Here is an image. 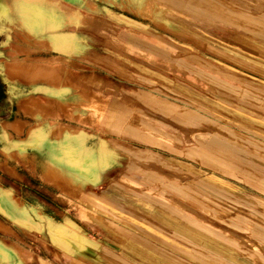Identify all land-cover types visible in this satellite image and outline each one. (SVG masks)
Returning a JSON list of instances; mask_svg holds the SVG:
<instances>
[{
    "label": "rangeland",
    "instance_id": "1",
    "mask_svg": "<svg viewBox=\"0 0 264 264\" xmlns=\"http://www.w3.org/2000/svg\"><path fill=\"white\" fill-rule=\"evenodd\" d=\"M37 1L44 18L28 33L23 0H0V133L8 135L17 116L15 82H28L19 69L34 65L49 75L41 83L66 101L35 95L49 109L44 122L57 126L61 105L67 124L114 141L100 140L83 157L98 164V171L83 166L98 178L93 186L74 185L68 169L60 181V170L49 171L50 186L43 185L40 170L21 166L29 176L12 186L14 194L58 222H48L64 231L49 233L52 243L64 237L76 251L32 241L15 224L24 211L3 204L0 264H15L4 244H17L18 264H264V0ZM60 33L81 38L80 56L48 50L42 39ZM109 102L129 114L124 136L109 127ZM89 105L93 117L84 111ZM111 186L131 199L116 200L111 211L87 203ZM136 199L151 203L154 214L139 211Z\"/></svg>",
    "mask_w": 264,
    "mask_h": 264
},
{
    "label": "crops",
    "instance_id": "2",
    "mask_svg": "<svg viewBox=\"0 0 264 264\" xmlns=\"http://www.w3.org/2000/svg\"><path fill=\"white\" fill-rule=\"evenodd\" d=\"M63 5V4H62ZM65 6V5H63ZM66 7V6H65ZM109 8H112L109 6ZM76 9V8H75ZM75 14L77 13L74 11ZM176 12V16H177ZM79 15V14H78ZM175 16V17H176ZM79 18V16H78ZM65 24V23H64ZM66 29V28H64ZM62 29V30H64ZM54 30V31H53ZM35 32V31H34ZM33 32V33H34ZM47 32H55V29H49L46 31H42V33ZM68 35L69 37H67ZM36 35H33V37ZM45 46L48 48V50H53L50 48L56 47L59 52H56L55 49L50 52H56V54L62 56L63 58H69L68 52H73L74 56H80L82 54V40L77 34H66V33H60L58 36H54L53 38H48V40L45 42V39H42ZM70 43V44H69ZM79 43V44H78ZM61 52V53H60ZM39 59V58H38ZM69 60L77 61L79 63V66L81 67L82 60L80 58H71ZM19 63V62H18ZM76 63V62H75ZM81 70V68H80ZM78 72L77 74V80L73 78L72 83L74 84V89L78 85H81V79L82 74ZM43 81H37L33 83H25L22 81H16L15 87L13 89V93H15L16 97L12 98L11 101V110L17 111V116L14 119H11L8 121L9 125L13 127V129H10L8 132L1 131L0 133V154L5 157L3 152H7V156L10 155V159H4L1 160L0 158V213H4V205L10 207H19L20 210L24 211V214L22 213L15 220V224L18 226V230L23 231V234L27 236H31V240L41 243V244H47V246L50 247V244L52 243L50 239V234L52 232H55L56 235L64 233L61 229L56 231V228L53 229V225H50L48 223L50 220H52L54 223H58L53 219V216H51L49 213H45L38 208L35 207V205H31V207H26L23 205V201L19 200L17 196L14 194V189L12 186L18 184L19 186H24L23 183L27 182V178L29 174L22 173V167L23 169L31 170L32 172H36V170H40L41 172V183L43 185L50 186V177L48 170H54L58 169L61 171V174L58 176V180L60 181V175L67 174L65 169H68L70 177L73 179V183L78 185H88L93 186L92 182L96 180V183L98 184V178L93 177L90 173L83 170V166L85 169L89 170H97L98 171V164L95 161L90 160L88 163H83V157L87 155V153H91V150H95L99 146L100 140L106 141L107 144L113 143L114 140H108L101 138L98 136L97 131H86L82 130L80 128H77L76 126H71L67 124L65 115L62 116L60 114V108L61 105L58 106V124L57 126H51V121H45V116L49 114V109H47L43 104H41L40 100L36 98L35 95L38 93H43L46 91V93H49L51 99L60 100L62 103L63 99L60 97L63 93H55V88L52 87L50 84L43 85V83H40ZM29 88L30 97L24 96L23 90ZM70 89V88H69ZM66 91L63 89L62 92ZM12 93V95H13ZM65 94V93H64ZM23 97H26L25 101H35V103H38L44 110L45 115L44 116H38L34 111H31L28 109L23 101ZM28 97V98H27ZM74 112H73V122L75 125V122L80 120V115L76 114L77 110V104L78 100L74 99ZM63 105H66V101H63ZM84 108V111L87 115L90 117H93L96 115L95 113V107L94 105H89V109ZM65 110V109H64ZM65 112V111H64ZM21 115V116H20ZM129 114L128 112L121 109L116 103L109 102V127L114 130L112 133L116 134L115 136H124L122 133H120V130L122 131L125 129V121L127 120ZM60 118H63L61 120ZM60 119V120H59ZM108 121V119H107ZM125 123V124H124ZM15 128V129H14ZM66 128L71 129H77V132L72 130L75 135V140L71 141L68 139V136L70 134V130L66 131ZM82 140H84L83 147H82ZM93 140H96L97 147L94 148L91 146V142ZM60 142V143H59ZM89 143V145H88ZM64 145V146H63ZM63 146V147H60ZM118 147H121L122 149L128 150V148H125L123 145H117ZM56 147V148H55ZM69 147L70 153L73 155L74 158H72L69 154H66L63 148ZM55 148V149H54ZM86 148V149H85ZM107 148L108 156L104 159V166L106 162L110 163L111 160V150ZM3 149V150H2ZM89 149V150H87ZM54 150V151H52ZM139 153L141 155L147 156V152H142L141 150ZM72 158V159H71ZM109 158V160H107ZM54 159L56 162L51 161ZM91 159V158H90ZM112 162V161H111ZM54 164V165H53ZM102 167V166H101ZM100 167V169H101ZM110 167V166H109ZM46 171V172H45ZM46 173V174H45ZM2 175L5 176L8 181H5V179L2 178ZM32 175V174H31ZM34 175V174H33ZM84 175V176H83ZM83 176V177H82ZM57 180V179H56ZM2 182L6 183V185H3ZM16 183V184H15ZM132 183L136 185H140L137 181H132ZM128 197L118 186H111L109 188V191L107 194L102 195L101 197H90L87 198V203L97 210H116V200L121 199L122 197ZM130 198V197H128ZM131 199V198H130ZM133 200V199H132ZM135 201V202H134ZM133 203L137 207V209L141 212L147 213V214H154L155 207L149 203L146 202L143 199H136ZM22 203V204H21ZM21 204V205H20ZM7 216V214H3ZM33 215L36 218H41L42 222L37 223L34 220H31L30 217ZM45 219V220H44ZM44 221V222H43ZM71 221V220H66ZM65 221V222H66ZM72 222V221H71ZM60 223V222H59ZM64 223V222H63ZM74 223V222H73ZM75 224V223H74ZM0 225L2 223L0 222ZM40 225V226H39ZM76 225V224H75ZM39 226L40 231H39ZM31 227V229H29ZM61 230V231H60ZM40 232L43 233V238H38L36 233ZM36 238V239H35ZM0 246L2 245V240L0 239ZM55 248H62L65 249L67 252L71 249H76L77 245H73V243L67 241L64 239V237L58 239L57 241L52 243ZM7 247H10L7 249L9 255L11 256L10 259H12L13 263L18 264V259L13 255L14 251L19 253L17 244H4ZM46 246V245H45ZM76 251V250H75ZM64 252V251H63ZM65 254V252H64ZM19 255H22L19 253ZM42 260V259H41Z\"/></svg>",
    "mask_w": 264,
    "mask_h": 264
},
{
    "label": "bare ground",
    "instance_id": "3",
    "mask_svg": "<svg viewBox=\"0 0 264 264\" xmlns=\"http://www.w3.org/2000/svg\"><path fill=\"white\" fill-rule=\"evenodd\" d=\"M43 1V0H40ZM49 1V0H48ZM38 2L37 0H23V5L21 7V25L28 33H33L34 31L38 30V24L39 21L42 20L44 17L37 11V7L34 3ZM43 4V3H42ZM48 3H45V5ZM44 5V6H45ZM49 5V4H48ZM47 6V5H46ZM51 6V5H49ZM47 8V7H46ZM49 8V7H48ZM52 13V12H51ZM44 14V13H43ZM51 24V23H50ZM51 26V25H50ZM47 27V26H45ZM50 28V27H47ZM43 29V27L41 28ZM44 30V29H43ZM45 31V30H44ZM18 64V63H17ZM16 64V65H17ZM19 67V66H18ZM21 71V75L30 83L46 80L49 75L43 71L42 69H39L35 67L34 65H26L24 67H21L19 69ZM18 73V72H17ZM20 74V73H19ZM25 106L30 109L31 111H34L38 116H44L45 112L43 108L38 104L35 103V101H26ZM69 138V136H68ZM72 136L70 139L72 140ZM74 139V138H73ZM60 143V142H59ZM64 146V145H63ZM60 146V147H63ZM56 148V147H55ZM54 148V149H55ZM68 148V147H67ZM54 151V150H52ZM71 156V155H70ZM74 158V157H73ZM72 159V158H71ZM52 159L51 161H53ZM54 162H56L54 160ZM54 165V164H53ZM50 170H48L49 172ZM52 171V170H51ZM46 172V171H45ZM46 174V173H45ZM53 174V171H52ZM50 176V173H49Z\"/></svg>",
    "mask_w": 264,
    "mask_h": 264
}]
</instances>
